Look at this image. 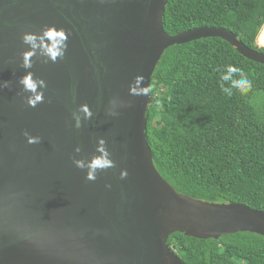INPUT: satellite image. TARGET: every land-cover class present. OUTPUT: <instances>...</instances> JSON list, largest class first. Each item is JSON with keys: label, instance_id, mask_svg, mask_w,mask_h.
<instances>
[{"label": "water", "instance_id": "1", "mask_svg": "<svg viewBox=\"0 0 264 264\" xmlns=\"http://www.w3.org/2000/svg\"><path fill=\"white\" fill-rule=\"evenodd\" d=\"M167 2L0 0V264H185L167 243L173 232L264 236L263 210L182 194L155 168L152 97L131 89L150 88L168 46L220 37L264 64V52L220 27L168 34ZM51 27L67 35L63 55L53 63L37 49L25 68L24 35ZM28 72L46 84L35 107L19 83ZM100 139L113 166L90 180L75 161L98 155Z\"/></svg>", "mask_w": 264, "mask_h": 264}, {"label": "trees", "instance_id": "2", "mask_svg": "<svg viewBox=\"0 0 264 264\" xmlns=\"http://www.w3.org/2000/svg\"><path fill=\"white\" fill-rule=\"evenodd\" d=\"M263 23L264 0H168L163 14L170 35L216 26L262 52ZM228 65L245 73L249 91H221V83L230 89L220 79ZM149 89L146 138L159 174L190 197L264 211V64L220 37H201L168 46ZM167 243L185 264H264V236L252 232L217 239L173 232Z\"/></svg>", "mask_w": 264, "mask_h": 264}, {"label": "clouds", "instance_id": "3", "mask_svg": "<svg viewBox=\"0 0 264 264\" xmlns=\"http://www.w3.org/2000/svg\"><path fill=\"white\" fill-rule=\"evenodd\" d=\"M258 35L256 39L258 38ZM23 39L25 43L31 44V49L23 54V66L25 68H30L32 65V57L37 55V49H40V53L42 55L47 56L49 60L55 63L57 57L63 55L62 46L63 48H66V44L64 42L67 40V35L64 31L57 30L55 27H51L44 30L40 34H25ZM259 40L261 44H264V32H262ZM217 71H219V69H217ZM235 77H239V79H236ZM220 79L222 82L230 83V89L229 87H226L224 83H221V91L228 96L232 95V89H238L241 93H246L251 88V81L247 79L245 73L241 69L233 65L227 66L226 73L222 74ZM142 80V76L136 77L137 84H139ZM19 83L22 84L25 91L35 94L34 97H31L29 99V106L35 107L37 103L43 102V93L37 92L38 87H46L43 79L34 80L33 74L31 72H28L20 79ZM149 91L150 89H148L146 86L140 88L139 90L135 88L131 89V92L134 95H147ZM82 110L87 115H91L87 105H83ZM77 127H79V124H77ZM29 142L35 143L38 141L37 138H30ZM77 151H79V149H77ZM96 152L99 154L93 155L89 160H87V162L83 160L75 161L77 167H87L89 169L87 179L90 180L95 179V172L97 170H105L113 166V162L109 159V154L107 152L105 141L103 139H100L98 141Z\"/></svg>", "mask_w": 264, "mask_h": 264}, {"label": "built area", "instance_id": "4", "mask_svg": "<svg viewBox=\"0 0 264 264\" xmlns=\"http://www.w3.org/2000/svg\"><path fill=\"white\" fill-rule=\"evenodd\" d=\"M262 32H264V23H263V25H262V27H261L260 33H259V35H258V38H259V36L262 34ZM258 38L256 39V45H257L258 47H264V44H261Z\"/></svg>", "mask_w": 264, "mask_h": 264}, {"label": "bare ground", "instance_id": "5", "mask_svg": "<svg viewBox=\"0 0 264 264\" xmlns=\"http://www.w3.org/2000/svg\"><path fill=\"white\" fill-rule=\"evenodd\" d=\"M260 36H261V35H260ZM260 36H259V38H260ZM259 38H258V39H259Z\"/></svg>", "mask_w": 264, "mask_h": 264}, {"label": "rangeland", "instance_id": "6", "mask_svg": "<svg viewBox=\"0 0 264 264\" xmlns=\"http://www.w3.org/2000/svg\"><path fill=\"white\" fill-rule=\"evenodd\" d=\"M260 41V40H259Z\"/></svg>", "mask_w": 264, "mask_h": 264}]
</instances>
